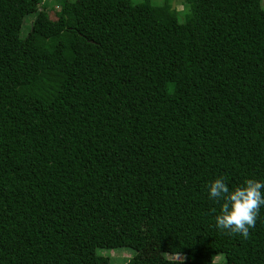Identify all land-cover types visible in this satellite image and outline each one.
<instances>
[{
  "label": "trees",
  "instance_id": "16d2710c",
  "mask_svg": "<svg viewBox=\"0 0 264 264\" xmlns=\"http://www.w3.org/2000/svg\"><path fill=\"white\" fill-rule=\"evenodd\" d=\"M173 1L0 0V264H264L207 190L264 182V8Z\"/></svg>",
  "mask_w": 264,
  "mask_h": 264
},
{
  "label": "clouds",
  "instance_id": "9594fccd",
  "mask_svg": "<svg viewBox=\"0 0 264 264\" xmlns=\"http://www.w3.org/2000/svg\"><path fill=\"white\" fill-rule=\"evenodd\" d=\"M225 180V177H218L207 185L209 199L220 205L214 217L215 227L247 239L264 206V182L249 178L230 189Z\"/></svg>",
  "mask_w": 264,
  "mask_h": 264
},
{
  "label": "rangeland",
  "instance_id": "374dc122",
  "mask_svg": "<svg viewBox=\"0 0 264 264\" xmlns=\"http://www.w3.org/2000/svg\"><path fill=\"white\" fill-rule=\"evenodd\" d=\"M49 0H43V3L48 10L49 16L52 19L57 18L58 13H59V8L56 2L54 0H51V2H47ZM139 0H134V2H137ZM151 4L157 8V10L161 8L163 0H150ZM42 5V4H41ZM173 5L176 9L181 10L184 7V0H174ZM261 5L264 8V0H261ZM32 18L31 15H28L24 19V27L25 29L27 21ZM22 29V33H24V30ZM98 254H101L103 256L108 257V264H123L125 263L132 254L135 253L134 250L131 248L127 247H120V248H115V249H98L97 250ZM166 255L168 258L172 259H182L184 258V255L182 253H177L172 250H167Z\"/></svg>",
  "mask_w": 264,
  "mask_h": 264
}]
</instances>
